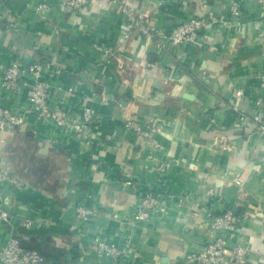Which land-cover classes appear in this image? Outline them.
<instances>
[{
	"label": "crops",
	"instance_id": "0c3cea01",
	"mask_svg": "<svg viewBox=\"0 0 264 264\" xmlns=\"http://www.w3.org/2000/svg\"><path fill=\"white\" fill-rule=\"evenodd\" d=\"M43 1L51 4V13L34 11ZM101 1L104 6L95 2L76 14L66 0H0V69L15 61L60 64L63 72L51 78L54 95L61 94L75 110L93 107L101 120L86 147L33 115L6 132L1 163L24 188L0 185V206L9 211L8 219L0 220V249L15 235L23 245L50 253L55 264H114L97 254L93 237L100 234L123 246L129 236L144 254L140 264H186L185 252L200 249L208 234L203 209L232 205L251 214L229 232L232 241L252 245L248 264H264V135L252 123L235 128L233 108L242 88L239 107L255 114V99L264 92V38L258 35L264 25L257 24V5L244 0L240 24L211 25L196 43L170 46L164 53L134 33L118 50L120 57L153 63L136 70L105 61L96 49L95 44L113 47L122 40L128 21L117 4ZM128 1L157 35L201 15L205 7L230 17L232 2ZM58 84L73 92H61ZM29 94L26 89L22 98ZM131 102L142 124L162 125L155 141L124 132L125 106ZM114 130L119 140L106 141L103 136ZM222 132L226 139H220ZM151 189L172 196L173 210L134 226L130 213ZM88 193L102 213L81 227L74 205ZM29 217L38 219L28 229L23 223Z\"/></svg>",
	"mask_w": 264,
	"mask_h": 264
},
{
	"label": "built area",
	"instance_id": "2783aa9c",
	"mask_svg": "<svg viewBox=\"0 0 264 264\" xmlns=\"http://www.w3.org/2000/svg\"><path fill=\"white\" fill-rule=\"evenodd\" d=\"M98 2L104 6L101 0H66L67 5L76 13L82 14L92 3ZM117 4L118 10L127 17V26L123 39L115 46H107L103 43L95 44L96 49L102 51L105 61L118 60L120 66L131 65L136 70L140 68L149 69L153 63L147 61L145 65L136 61H130L120 57L118 50L127 47V39L134 33L142 35L148 43H153L160 53L166 52L170 46L196 43L202 30L211 25L227 26L240 24L243 15L244 0H232L230 5V17H223L216 13L213 8H204L201 15L191 16L181 20L168 32L157 35L152 26L146 23L142 15L128 0H111ZM257 5V24L264 25V0H253ZM50 3L43 1L34 5V11L38 14H49L52 12ZM261 29V28H260ZM258 35L263 39V28ZM123 71L124 68L122 67ZM63 72V67L52 60H36L29 64L19 61L12 62L0 69V142L6 141V132L15 126L26 124L30 115L37 120L54 125V127L75 139L83 147L92 144L97 137L101 126L99 113L91 106L82 105L79 110L68 106L61 94L52 92L54 86L51 78ZM30 90L29 96L24 99L23 91ZM61 92H73V88L67 90L58 84ZM136 92V91H135ZM244 90L239 88L236 92V101L233 105L238 113L234 122L237 129L244 128L247 124L254 125V131L264 135V92L257 95L255 99L256 113L251 115L240 109L239 104ZM5 102H9L7 105ZM134 103L125 106V117L123 130L127 134L138 136L143 139L154 140L157 132L162 131V125L141 123L138 110ZM222 132L220 139H226ZM106 141L119 140L120 133L114 130L105 134ZM247 140L250 135H247ZM1 156V152H0ZM238 182L240 180L238 179ZM127 185L132 186L134 180L130 177L126 180ZM8 184L17 189L24 188V182L15 173L6 171L0 159V185ZM170 197L153 189L147 190L139 199L130 213L129 220L132 225L152 221L156 218H164L171 214L173 208L169 203ZM0 195V199H1ZM94 198L88 193L75 205V219L79 226L85 227L97 215L102 213L99 205L91 203ZM187 197H181V202ZM3 201L1 202V204ZM204 223L208 226V234L200 249L188 250L183 256L186 264H248V260L254 248L250 243H234L229 232L237 229L240 224L246 222L249 212L240 213L237 208L230 205L222 209L209 206L202 211ZM9 211L0 206V220H7ZM119 218L118 213H114ZM38 217H29L24 220L26 228H33ZM93 246L100 256H106L113 260L114 264H140L143 252L135 247L132 239L128 236L123 246L109 242L102 235L97 234L92 239ZM0 264H48L43 254L36 248L25 247L15 235H10L0 249Z\"/></svg>",
	"mask_w": 264,
	"mask_h": 264
},
{
	"label": "trees",
	"instance_id": "16d2710c",
	"mask_svg": "<svg viewBox=\"0 0 264 264\" xmlns=\"http://www.w3.org/2000/svg\"><path fill=\"white\" fill-rule=\"evenodd\" d=\"M22 244V242H21ZM23 245V244H22ZM25 246V245H23ZM25 247H30V248H36L38 249L42 254L43 256L45 257L46 261L49 263V264H55L54 261H52V259H55L52 257V255L50 253H47L45 252L43 249H41L39 246H25Z\"/></svg>",
	"mask_w": 264,
	"mask_h": 264
},
{
	"label": "water",
	"instance_id": "95a60500",
	"mask_svg": "<svg viewBox=\"0 0 264 264\" xmlns=\"http://www.w3.org/2000/svg\"><path fill=\"white\" fill-rule=\"evenodd\" d=\"M187 96L191 98V95L190 94H187Z\"/></svg>",
	"mask_w": 264,
	"mask_h": 264
}]
</instances>
